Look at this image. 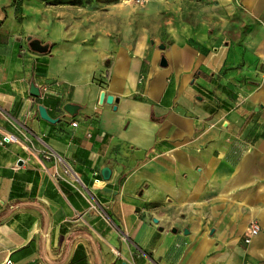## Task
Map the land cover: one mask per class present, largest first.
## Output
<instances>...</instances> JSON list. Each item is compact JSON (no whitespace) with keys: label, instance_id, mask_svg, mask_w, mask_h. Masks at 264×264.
I'll use <instances>...</instances> for the list:
<instances>
[{"label":"crops","instance_id":"crops-1","mask_svg":"<svg viewBox=\"0 0 264 264\" xmlns=\"http://www.w3.org/2000/svg\"><path fill=\"white\" fill-rule=\"evenodd\" d=\"M5 135L0 264H264V0H0Z\"/></svg>","mask_w":264,"mask_h":264},{"label":"water","instance_id":"water-1","mask_svg":"<svg viewBox=\"0 0 264 264\" xmlns=\"http://www.w3.org/2000/svg\"><path fill=\"white\" fill-rule=\"evenodd\" d=\"M29 40H30V47L33 49V50H36V51H40V50H45L46 49V45H42L41 43H40V41L39 40H37V39H31L30 37L28 38ZM166 64V61H165V59L164 58H162V60H161V65H165ZM30 93L31 94H33V95H39V89H38V87H36L33 83H31L30 84ZM103 97H104V93L102 92L101 94H100V99L102 100L103 99ZM106 101L108 102V103H110L111 101H112V96L111 95H107L106 96ZM65 109H66V111L68 112V113H72V108H73V105H71V104H66L65 105V107H64ZM38 113H39V116L42 118V119H45V120H47V121H50V122H54V121H56V119H54V118H51L49 115H48V113H47V111H46V108L44 107V106H42V105H39L38 106ZM102 175H103V177L105 178V179H107L108 177H109V175H110V169L108 168V167H104V168H102Z\"/></svg>","mask_w":264,"mask_h":264},{"label":"built area","instance_id":"built-area-1","mask_svg":"<svg viewBox=\"0 0 264 264\" xmlns=\"http://www.w3.org/2000/svg\"><path fill=\"white\" fill-rule=\"evenodd\" d=\"M10 139H11V137H10L9 135H5V136H3V137L1 138L0 143H7V142L10 141ZM72 178H73V180H74V183H77V184H79L80 186H82V185H81V182H80V180H79V178L75 175V173H73ZM92 207L94 208L95 205H92ZM106 222H107V223L110 222L108 218H106ZM258 231H259V227H258L256 224H253V225L251 226V228H250V232H249V234L245 236L244 241H245V242H249V241L251 240V237H252L253 235H256V234L258 233Z\"/></svg>","mask_w":264,"mask_h":264},{"label":"rangeland","instance_id":"rangeland-1","mask_svg":"<svg viewBox=\"0 0 264 264\" xmlns=\"http://www.w3.org/2000/svg\"><path fill=\"white\" fill-rule=\"evenodd\" d=\"M136 1H139V0H136Z\"/></svg>","mask_w":264,"mask_h":264},{"label":"trees","instance_id":"trees-1","mask_svg":"<svg viewBox=\"0 0 264 264\" xmlns=\"http://www.w3.org/2000/svg\"><path fill=\"white\" fill-rule=\"evenodd\" d=\"M70 263H71V262H70ZM70 263H69V264H70Z\"/></svg>","mask_w":264,"mask_h":264}]
</instances>
